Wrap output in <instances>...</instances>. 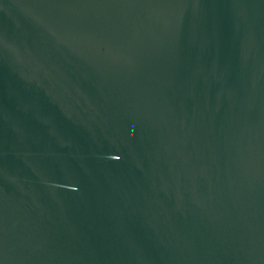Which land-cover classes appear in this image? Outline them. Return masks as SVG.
Segmentation results:
<instances>
[{"label":"water","instance_id":"95a60500","mask_svg":"<svg viewBox=\"0 0 264 264\" xmlns=\"http://www.w3.org/2000/svg\"><path fill=\"white\" fill-rule=\"evenodd\" d=\"M0 264H264V0H0Z\"/></svg>","mask_w":264,"mask_h":264}]
</instances>
